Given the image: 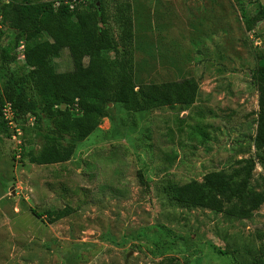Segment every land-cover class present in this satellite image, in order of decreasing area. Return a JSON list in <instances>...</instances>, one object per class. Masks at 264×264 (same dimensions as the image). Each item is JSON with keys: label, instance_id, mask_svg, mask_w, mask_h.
<instances>
[{"label": "rangeland", "instance_id": "rangeland-1", "mask_svg": "<svg viewBox=\"0 0 264 264\" xmlns=\"http://www.w3.org/2000/svg\"><path fill=\"white\" fill-rule=\"evenodd\" d=\"M24 1L0 0V13ZM101 2L102 26L119 50L121 36L127 43L135 81L157 93L191 78L194 99L141 111L112 102L109 116L76 142L70 159L51 164L22 156L19 137L11 138L0 117V264H161L167 256L183 264H251L264 205L249 218L229 217L180 206L168 185L202 181L212 170L231 173L237 159L252 157L251 185L264 192V150L253 145L264 110L256 75L264 67L259 0ZM17 32L0 15V93L15 81L34 96L24 81L29 68ZM44 37L56 42L52 29ZM55 46L53 68L72 69L66 46ZM5 49L12 59H4ZM20 123L25 151L39 149L44 129L34 128L28 115ZM67 206L71 213L50 221L52 210Z\"/></svg>", "mask_w": 264, "mask_h": 264}, {"label": "trees", "instance_id": "trees-1", "mask_svg": "<svg viewBox=\"0 0 264 264\" xmlns=\"http://www.w3.org/2000/svg\"><path fill=\"white\" fill-rule=\"evenodd\" d=\"M68 1L55 6L52 2L38 4L25 0L11 7L3 6L0 13L17 29V41L25 42L23 66L29 69L24 81L31 83L34 92L31 96L15 81L7 83L0 93V117L9 129L1 113L7 101L11 103L22 131L20 118L28 114L34 116V128L44 129L46 138L39 149L32 147L25 151L22 145L21 155L31 163L69 160L76 142L87 138L101 120L109 116L112 102L122 101L128 109L141 111L191 102L197 89L191 78L173 87L159 86L157 93H152L146 84L137 83L127 43L121 36L122 49L119 50L110 30L102 26L106 16L101 0L88 5H84V0ZM262 12L264 15V9ZM125 28V32L131 33L130 19ZM50 29L56 41L53 44L44 37V32ZM55 45L66 46L72 69L56 71L53 68L50 60L58 52ZM110 51L112 56L107 55ZM3 56L6 60L13 58L9 57L8 49L4 50ZM256 75L264 106V67L256 69ZM257 123L253 145L264 150V110L259 113ZM236 163L238 166L231 173L212 170L203 175L202 181L169 183L171 198L183 207L209 208L240 219L251 217L264 205V192L254 190L251 185L256 162L247 157L237 159ZM71 212L69 206L52 210L49 219L57 221ZM257 234L261 242L251 264H264V231ZM161 264L183 263L176 256H167Z\"/></svg>", "mask_w": 264, "mask_h": 264}, {"label": "built area", "instance_id": "built-area-1", "mask_svg": "<svg viewBox=\"0 0 264 264\" xmlns=\"http://www.w3.org/2000/svg\"><path fill=\"white\" fill-rule=\"evenodd\" d=\"M1 113H2V117L3 119L6 121V124L8 126V128L11 129L12 134H11V138H20L22 136V128L21 126L17 123V121L15 120V113L14 110L12 109L11 103L10 102H4L2 108H1ZM29 117V123H31L33 125L34 123V116L28 114ZM18 138V147H19V151H22V141Z\"/></svg>", "mask_w": 264, "mask_h": 264}, {"label": "water", "instance_id": "water-1", "mask_svg": "<svg viewBox=\"0 0 264 264\" xmlns=\"http://www.w3.org/2000/svg\"><path fill=\"white\" fill-rule=\"evenodd\" d=\"M260 4L262 5L263 9H264V0H259Z\"/></svg>", "mask_w": 264, "mask_h": 264}]
</instances>
